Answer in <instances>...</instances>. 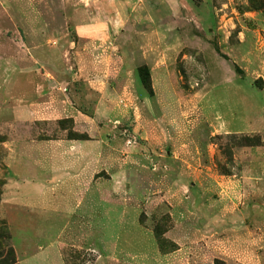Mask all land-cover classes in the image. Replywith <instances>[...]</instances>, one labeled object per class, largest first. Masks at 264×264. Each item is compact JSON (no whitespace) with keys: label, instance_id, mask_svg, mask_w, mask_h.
<instances>
[{"label":"rangeland","instance_id":"374dc122","mask_svg":"<svg viewBox=\"0 0 264 264\" xmlns=\"http://www.w3.org/2000/svg\"><path fill=\"white\" fill-rule=\"evenodd\" d=\"M0 133L99 192L0 217L19 264H264V0H0Z\"/></svg>","mask_w":264,"mask_h":264},{"label":"crops","instance_id":"0c3cea01","mask_svg":"<svg viewBox=\"0 0 264 264\" xmlns=\"http://www.w3.org/2000/svg\"><path fill=\"white\" fill-rule=\"evenodd\" d=\"M25 144L17 148L8 147L7 166L11 177L9 176L10 179L5 180L6 183L3 187L0 217L10 220L12 211L25 213L27 208L36 209L37 204L34 202L28 204V200L40 193L42 194V203L45 205L43 209H47L48 206L53 207L57 202V190L61 188H64L62 193L72 200L70 201L67 198V201L70 202L65 204L67 206L65 211L71 212V214L78 212L81 208V201L85 198L88 199L90 194L95 195L96 198L99 196L98 187H96V190L94 189L93 177L95 171H92L94 167L89 163L90 155L88 148L85 147L86 142L78 140L59 141L58 143L55 141L45 142L44 146L49 144L50 147L52 145L51 149H45V147L35 148V145L29 148L28 144ZM56 154L64 157L63 163L56 164L55 162L50 165V157L56 158ZM20 155L32 157V159H29L31 161L29 167L34 168V172L36 171L34 175L31 174L32 171L27 169L28 166L23 167L30 171V174H18L16 172L15 168L18 167L15 166L17 163L16 157ZM95 184L98 186L99 181L96 180ZM18 230V236L24 237L23 228ZM33 243L35 244V242ZM36 250L37 252L31 255L27 261H32L33 264H44L45 258L50 253L42 254L43 250L41 253L37 248Z\"/></svg>","mask_w":264,"mask_h":264},{"label":"trees","instance_id":"16d2710c","mask_svg":"<svg viewBox=\"0 0 264 264\" xmlns=\"http://www.w3.org/2000/svg\"><path fill=\"white\" fill-rule=\"evenodd\" d=\"M145 80V86L146 88L152 92V84H151V79L149 77L148 72L146 73V77H144ZM69 140H88L87 138H77L74 136L69 137ZM6 138L0 133V144L5 143ZM6 181L3 179H0V202H1V197L3 193V187L5 185ZM3 222L0 219V264H19V261L17 259V255L15 250L12 247H6L5 245V240L10 239L8 235H5L1 228H2ZM215 264H224L223 261L221 260H215Z\"/></svg>","mask_w":264,"mask_h":264}]
</instances>
